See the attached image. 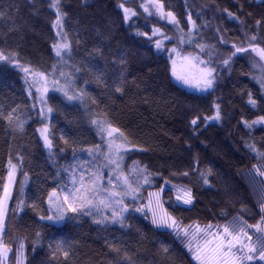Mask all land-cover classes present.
<instances>
[{
	"label": "trees",
	"instance_id": "trees-1",
	"mask_svg": "<svg viewBox=\"0 0 264 264\" xmlns=\"http://www.w3.org/2000/svg\"><path fill=\"white\" fill-rule=\"evenodd\" d=\"M61 2L66 14L65 31L72 40L69 63L80 69L68 70L73 72L75 89L84 93V102H69L61 93L49 92L48 104L53 108L49 126L51 155L39 135L41 118L38 109L33 108L23 73L0 61V111L14 109V119L25 122L21 132L15 123L0 119V178L6 176L9 160L19 168L14 198L9 203L8 242L13 251L17 241L23 240L27 264H116L121 257L110 247L115 243L128 251L134 264H195L171 230L157 229L131 208L123 228L119 224L97 225L87 215L61 223L40 220V216L49 214L47 193L57 187L56 173L74 164V155L85 160L88 155L82 149L101 143L90 123V114L119 127L135 146L129 150L127 161L137 160L154 174L152 185L142 188L145 200L149 189L169 180L171 184L191 187L196 197L194 206H178L174 191L165 187L164 205L181 223L224 225L240 218L255 224L260 219L257 202L264 194V179L255 174L253 166L264 162L247 145L255 144L264 151V126L248 129L244 121L264 116V89L254 79L260 71L254 67L257 59L253 54H238L228 68L220 60L232 51V43L247 45L243 33H258L264 46V0H163L166 9L180 19L185 32L189 26L184 21L190 12L197 25H203L197 39L216 46L212 66L217 79L210 93L188 90L174 79L167 50L174 46L188 52L199 50L179 45L171 25L146 17L139 7L141 0ZM122 2L134 8L138 18L125 22L118 7ZM0 12L6 14L0 17V50L14 54L25 66L49 73L57 63L51 48L56 41L52 26L55 14L49 0H0ZM236 16L239 20L234 19ZM258 20L262 21L259 26ZM153 25L172 37L164 41V51L155 48L154 41L159 36L149 39L137 35L140 31L151 36ZM220 35L227 46L219 43ZM201 55L208 59L206 53ZM114 82L119 83L121 92L115 91ZM249 92L257 101L255 107L248 103ZM214 103L220 104L222 119L205 122L204 117L214 115ZM196 117L200 119L193 125L191 121ZM196 160L199 164L194 166ZM197 167L199 171L212 169L209 185L199 181ZM183 171H188L189 176H181ZM24 173L28 175L23 196L27 206L13 216ZM67 180L61 171L59 181ZM37 232L41 234L39 240ZM251 233L255 241L256 235ZM59 241L71 245L67 260L53 255ZM161 243L169 246L171 259L162 254ZM8 264H13L11 256Z\"/></svg>",
	"mask_w": 264,
	"mask_h": 264
},
{
	"label": "snow or ice",
	"instance_id": "snow-or-ice-1",
	"mask_svg": "<svg viewBox=\"0 0 264 264\" xmlns=\"http://www.w3.org/2000/svg\"><path fill=\"white\" fill-rule=\"evenodd\" d=\"M49 7L54 10L55 14L52 26L57 29V39L52 43L51 48L60 67L53 65L51 72L45 74L21 64L14 54H5L2 50H0V61H6L8 64L19 68L24 74L25 84L29 87L36 84L41 85V87H36V92L39 94L40 103L45 107L38 110V115L43 124V127L38 131L44 146L49 149L51 155L53 140L50 138L49 124L45 123L53 112V108L47 106L45 98L48 92V84L51 83L52 88L62 93L69 102L73 100L84 102V93L78 92L73 86V72L63 71V68L66 67L73 68L74 72H79L80 69L69 63L72 59V40L69 39L68 33L64 30L63 19L66 14L62 11V2L61 0H49ZM118 7L123 11L125 22L132 21L134 17L138 18L137 11L134 8L126 7L125 3H119ZM139 7L146 14V17H154L158 21H164L171 25L177 33L179 45L187 44L199 50L196 54L185 53L183 47L174 46L167 50L168 59L171 61L172 76L189 87H195L202 93H210L214 90L217 77L215 75L216 68L212 66V60L216 46L197 39V32L203 25H197L196 20L192 18L189 12L184 21L185 26H189L188 31L185 32L180 19L173 11L166 9L163 0H141ZM225 12L229 17H233V13L228 12L227 9ZM5 15L4 12H0V17ZM234 19L239 20V17L236 16ZM261 23L262 21H256L257 26ZM219 31L217 29L218 33ZM137 35L149 39L159 36L154 41L158 51H164V41L172 39L155 25L151 26V36L148 32L140 31H137ZM243 35L248 41L247 45L245 46L243 42L239 45L232 43V51L223 57L220 63L228 68L233 58L237 57L238 54H253L254 58L257 59V64L254 67H259L260 71L259 76L254 77V79H257L261 88L264 89V46L260 43L258 33L253 32L251 35L243 33ZM218 41L227 46L228 42L225 41L223 35L218 36ZM205 53L208 56L207 60L201 55ZM49 75L52 77L51 81H49ZM57 76L59 79L56 78ZM61 80H63V84H61ZM97 80L99 82L101 77L98 76ZM114 88L116 92L122 91L118 82H114ZM29 95H32L31 91H29ZM248 97V103L255 107L257 101L250 92ZM35 107L34 103L33 108ZM213 107L214 115L204 117L205 122L222 119L220 104L214 103ZM14 111V109L8 113L0 111V119L8 121L9 124L15 123L16 130L22 132L25 122L18 117L14 119ZM198 119L200 118H194L191 123L196 125ZM90 123L94 126L101 143L81 150L86 151L89 159L80 160L74 155L75 163L63 167L56 173L57 187L52 188L47 193V208L50 214L40 216L41 221L59 223L74 220L78 215H87L93 217L97 225L119 224L123 228L127 226L125 224L126 216L131 207L133 213H142L146 218H150L152 225L157 229L171 230L183 248L190 254L195 264H264V194L257 202L260 219L255 224H248L247 221L235 218L234 222L224 225L209 223L201 226L199 223H195L185 226L164 207V186L159 187L157 191L148 192L146 200L141 196V189L145 185H152L151 177L154 174L149 172L146 165L141 166L136 161L126 169L125 157L129 154L130 147H135L131 145L127 135L109 120L97 118L95 114H90ZM244 124L248 129H253L256 125L264 126V116H259L251 122L245 120ZM64 142L68 143L67 140ZM247 147L255 153L260 161L264 162V151L257 148L255 144H248ZM20 159L22 161V158ZM198 164L199 161L196 160L194 166ZM253 169L255 174L264 179V170H262L264 163L259 166L254 165ZM18 171V165L9 160L6 176L0 178V264H8L10 256L13 259V264H27L25 242L23 240L17 241L15 251L8 242L10 232L8 227L10 223L9 203L14 198L15 177ZM61 171L67 175V182L59 181ZM197 171H199L198 167ZM180 175L188 177L189 172L183 171ZM212 175L211 168L199 171V181L203 185H209V177ZM27 181L28 175L24 173V183L20 185L18 198L12 212L13 216L23 211L27 206L23 199L24 186ZM164 185H171L170 190L175 192V201L178 206H194L196 197L191 187L171 184L169 180H164ZM250 231L256 235L255 241H253V236L249 235ZM35 235L39 240L41 234L37 232ZM49 247L52 248L53 245L49 244ZM110 247L116 256L121 257L116 264H134L126 249H121L115 243L110 244ZM70 249V244L59 241L55 245L53 255H61L67 260ZM160 250L166 258L171 259V250L167 244L161 243ZM32 251L34 252L35 248Z\"/></svg>",
	"mask_w": 264,
	"mask_h": 264
},
{
	"label": "rangeland",
	"instance_id": "rangeland-1",
	"mask_svg": "<svg viewBox=\"0 0 264 264\" xmlns=\"http://www.w3.org/2000/svg\"><path fill=\"white\" fill-rule=\"evenodd\" d=\"M53 10V9H52ZM54 11V10H53ZM62 11L64 12V10L62 9ZM54 20H55V17H54ZM54 22V21H53ZM63 26H64V19H63ZM55 29V33L57 32V29L56 28H54ZM64 30H65V27H64ZM56 39H57V37H56ZM185 53H193V54H196V52H188V51H184ZM66 59V58H65ZM205 59V58H204ZM55 65H57V67L59 68L60 67V64H59V62L57 61V63H55ZM17 68V67H16ZM19 69V68H18ZM63 71H65V72H69V70H68V67H66V68H63ZM51 72V71H50ZM49 72V73H50ZM45 74H48V73H45ZM24 75V74H23ZM174 77V76H173ZM57 79H59V76H57L56 77ZM174 79L180 84V85H182V86H184L185 88H187L188 90H192V91H196V92H200L198 89H196L195 87H189L188 85H185L184 83H182L181 81H179V80H177L175 77H174ZM52 80V77L49 75V81H51ZM61 84H63V80H61ZM36 87H41V85H39V84H36V85H33V86H31V87H29V85H27V89H28V94H29V91H31L32 92V95H30L31 96V98L33 99V104L35 103V105H36V108L39 110L41 107H45L44 105H42L41 103H40V101H39V99H38V93L36 92ZM55 91L53 88H52V86H51V83H49L48 84V92H47V95H46V100H47V106H49V104H48V94H49V92L50 91ZM57 92V91H56ZM60 93V92H59ZM62 94V93H61ZM74 101H78V100H73V102ZM51 116H52V113L49 115V120H47V121H45V123H48L49 124V126H50V120H51ZM41 118V117H40ZM41 127H43V124H41L40 126H39V128L38 129H40ZM39 132V131H38ZM130 149H131V147H130ZM129 149V150H130ZM87 159H89V157H85V160H87ZM134 161H136L137 162V160H129V161H127V156L125 157V161H124V163H125V166H126V169H127V167H129V166H131L132 164H133V162ZM98 163H99V161H98ZM105 175H107V173H105ZM177 185V184H176ZM162 186H164V187H166V186H170L171 187V185H162ZM159 189V187H157V188H151V189H149L148 190V192H150V191H157ZM148 192H147V194H148ZM141 196L143 197V190L141 189ZM174 197H175V192H174ZM146 198H147V195H146ZM142 202V201H141ZM126 203H127V201H126ZM164 207H165V205H164ZM131 208V207H130ZM166 208V207H165ZM50 214V213H49ZM48 214V215H49ZM173 215V214H172ZM174 216V215H173ZM149 220H150V218H148ZM178 220V219H177ZM179 221V220H178ZM49 222H52V221H49ZM150 222H151V220H150ZM55 223V222H54ZM59 223H61V222H59ZM195 223H199V222H193V223H191V224H183V225H185V226H187V225H194ZM201 226H204V225H206V224H203V223H199ZM249 224V223H248ZM249 235H252V233H251V231L249 232Z\"/></svg>",
	"mask_w": 264,
	"mask_h": 264
}]
</instances>
